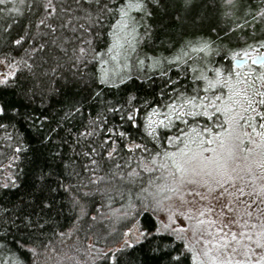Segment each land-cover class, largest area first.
Wrapping results in <instances>:
<instances>
[{
  "label": "snow or ice",
  "instance_id": "6c2138e0",
  "mask_svg": "<svg viewBox=\"0 0 264 264\" xmlns=\"http://www.w3.org/2000/svg\"><path fill=\"white\" fill-rule=\"evenodd\" d=\"M0 131V264H264V0H0Z\"/></svg>",
  "mask_w": 264,
  "mask_h": 264
},
{
  "label": "trees",
  "instance_id": "16d2710c",
  "mask_svg": "<svg viewBox=\"0 0 264 264\" xmlns=\"http://www.w3.org/2000/svg\"><path fill=\"white\" fill-rule=\"evenodd\" d=\"M153 25L157 29V32H156L157 36H162L166 30L177 28V26L171 20V18L167 16L158 17L156 21H153ZM158 42L159 41L157 40V43ZM4 95H5V98L7 99H10V100L13 99L10 93H4ZM21 131L25 134L26 139H28L34 146L39 147L35 136L31 134L22 125H21ZM3 135L4 133L0 131V137H3ZM33 161L43 163L42 159L37 160L36 155L30 152L29 159L23 160L20 166L24 168L26 172L31 174V170L35 167V164L33 163ZM7 163H8V159L4 155V149L0 148V168H3L4 165H6ZM4 174L5 173L3 171H0V179H3ZM24 179L28 181L29 185L31 184V181L29 180L27 176H25ZM19 195H23V192H20ZM17 199H18V195L16 194V190H13V193H11L5 199L4 203H8L9 201H15ZM52 216L59 221L61 226L69 225L71 223V215L69 214V210L67 206H65L64 212L60 216H56L55 212L52 213ZM146 219L147 218L145 217V220ZM141 222L143 223L144 220H142ZM146 253H147V249L145 247H137L135 249H129L127 250V254L123 257L124 264H141V261L147 258Z\"/></svg>",
  "mask_w": 264,
  "mask_h": 264
},
{
  "label": "rangeland",
  "instance_id": "374dc122",
  "mask_svg": "<svg viewBox=\"0 0 264 264\" xmlns=\"http://www.w3.org/2000/svg\"><path fill=\"white\" fill-rule=\"evenodd\" d=\"M133 222L131 220L125 221L122 224L118 225V231L112 237V240L115 242V246H119L121 242V235L123 231H127L128 228L132 227Z\"/></svg>",
  "mask_w": 264,
  "mask_h": 264
}]
</instances>
